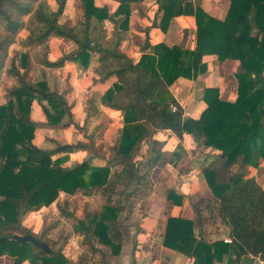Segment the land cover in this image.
I'll use <instances>...</instances> for the list:
<instances>
[{
    "label": "trees",
    "instance_id": "trees-1",
    "mask_svg": "<svg viewBox=\"0 0 264 264\" xmlns=\"http://www.w3.org/2000/svg\"><path fill=\"white\" fill-rule=\"evenodd\" d=\"M57 1L59 8L53 9L48 0H0V72L5 51L21 28L28 30L29 45L47 48L51 36L69 39L76 48L41 63L61 67L73 57L87 68L92 55L98 54L93 82L104 84L115 78L101 102L123 112V126L112 146V157L104 164L93 165L89 159L65 164L66 155L95 149V143H60L51 138L53 147L36 144L41 122L33 117V102L41 107L43 123L54 128L74 124L73 103L45 79L27 80L28 53L20 57L25 71L17 66L16 58L11 60L5 71L15 83L8 88V102L0 104V256L9 254L12 264L25 260L27 264H69L62 249L50 247L46 252L30 241L15 239L13 226L24 214L57 201L62 192L90 195L95 190L106 196L99 210L78 218L66 206L61 208L77 220L86 242L97 240L109 246L111 254L119 255L125 236L120 213L128 200L149 193L152 170L167 162L154 134L170 129L179 139L190 134L199 146L220 153L202 168L214 198L193 204L192 219L168 215L163 244L192 258L193 264H242L245 255L264 260V187L248 176L249 166H258L264 159V0H229L223 19L208 13L199 0H155L158 14L144 29L146 37L137 60L118 46L129 27L132 3L143 0H116L119 5L114 12L106 3L80 0L82 18L75 24L60 21L67 0ZM179 15L195 18V47L186 46V30L180 44L152 43L149 30L157 26L165 32ZM106 20L114 24L111 37ZM206 55L239 61L237 96L229 100L221 96L219 87H206L207 107L199 118H193L185 115L170 86L179 77L195 79L206 73ZM88 111V117L92 116V109ZM183 198L184 194L170 188L167 207L181 204ZM217 219L228 228L231 242L203 236L205 223ZM45 242L50 246L47 238Z\"/></svg>",
    "mask_w": 264,
    "mask_h": 264
},
{
    "label": "rangeland",
    "instance_id": "rangeland-1",
    "mask_svg": "<svg viewBox=\"0 0 264 264\" xmlns=\"http://www.w3.org/2000/svg\"><path fill=\"white\" fill-rule=\"evenodd\" d=\"M96 1L99 5L104 3L102 0ZM115 1L111 2V5L106 3L110 10L118 7L116 6L118 1ZM144 2L146 3L143 5V7H146L149 4L157 3L155 0H145ZM48 3L53 9L59 8V3L57 0H48ZM201 4L209 13L210 0H204L201 2ZM135 6L137 5L132 3L131 15L132 11L136 9ZM81 18L82 8L80 0H67L64 6V11L60 16V21L66 24H75ZM134 20L130 16L129 27L123 32V39L121 40L118 47L137 60L141 55L138 51L139 48L144 44L146 32H144L143 28L141 27L142 22L138 19L136 21ZM105 26L108 37H111L114 24L106 20ZM137 27L140 28V31H143L144 34L138 33ZM183 32H185V30ZM27 35V29H19L18 34L15 37V41L10 44L9 48L5 51L6 53L4 52L6 54L5 58L3 59L4 70L0 72V104L7 103L10 98V95L8 94V88L13 84V78L10 79V76L7 74L5 69L10 67L11 60L16 58L17 66L22 71H25V69L22 67L20 59L22 53H28L29 55V66L26 69L27 80L37 81L40 79H45L50 88L58 90L59 92H63L65 98H67L66 96H69L71 97L70 100H76L78 94L76 95V93H73L72 91V93L68 95L66 89H69L71 79L77 78L78 76H83L85 73H87L89 77L91 74L90 72L94 74V67L97 63L98 54L95 53L92 55L90 65L87 68L83 67L81 63L75 61L73 58V62H70L71 60L67 59L65 64L61 67H47L41 63L46 57H52L53 59L57 57L59 58L61 54L73 50V48H76L77 45L69 39L57 36H51L49 38L47 42V48L43 44L29 45L26 42ZM187 39L191 40L189 37ZM70 63L72 65H70ZM73 63L74 65L76 64V66H78V70L74 74V77L72 76V68L74 66ZM67 65L69 66L67 67ZM68 68L71 70L67 71ZM112 82H108L106 84L107 87H109ZM103 93L104 91H102V89L89 88L88 91L85 90L83 93L84 95H81L82 98L80 97L79 99L78 97V100L81 101L83 105H76L75 101L72 102L74 124L64 128L57 127L56 130H48L49 128H42L41 123L39 129L35 132L36 134L34 142L40 143L43 141L42 144L44 146L53 147L55 144L52 142V136H56L57 139H54L57 141L60 139V142L62 143H74L78 140L89 142L91 140L95 143V149L88 148L89 153H86L87 151H81L79 154L66 155L64 163L67 165H74L89 159L93 165L99 163L104 164L108 158L112 157V146L118 142L122 127L121 119L118 113H107L101 110V95ZM34 103L38 102L36 100L33 102V108L35 107ZM89 108L92 109V116L90 117H88ZM93 112H95V114ZM33 116L35 119L40 118L45 120V116L39 103L34 110ZM146 147L147 145L144 142L143 151ZM160 170L161 169L158 168H154L152 170L150 177L151 180H159L158 176L160 174ZM67 198L69 199L67 200ZM137 198L138 197H133L128 200L126 202V206L129 207L131 204H134ZM105 201L106 196L101 190H95L90 195H85L78 192L71 197L64 196L61 197V199L59 197L57 204L54 202L49 206H44L43 208L36 210L38 212L34 211L35 213L32 214L31 212L24 214L21 218V228L17 229V231L15 230L14 232H18L19 234L32 233L37 235L42 231V240L45 241L47 238L51 248H55L56 250L62 249V252L65 254V256L70 259L69 264H119L120 261H122L125 257L131 261L132 258L130 255L133 251L134 241L128 230H133L131 229V226H133L134 221L131 224L130 221L125 220L128 218L127 215H129L128 209L126 214L124 213L126 210H124L120 213L119 217L120 227L125 235L124 248L119 255L111 254V248L98 242L97 240H94L91 243L86 242L84 240V235L77 229V220L71 216L65 215L62 210V208L66 206V210L72 212L78 218H83L86 214L99 210ZM217 223L218 220L214 222L215 225H217ZM127 255L129 256L127 257ZM0 264H12V257L9 254L1 255ZM23 264H27V260H25Z\"/></svg>",
    "mask_w": 264,
    "mask_h": 264
},
{
    "label": "crops",
    "instance_id": "crops-1",
    "mask_svg": "<svg viewBox=\"0 0 264 264\" xmlns=\"http://www.w3.org/2000/svg\"><path fill=\"white\" fill-rule=\"evenodd\" d=\"M113 1L115 0H102V2L109 5H111ZM144 1L145 0L139 1L138 3L135 2L137 6H135L136 9L132 11L131 15L133 20L138 19L142 22L141 27L143 30L152 24L159 9L157 3L149 4L146 7L144 6V8L143 5L146 3ZM199 1L202 2L204 0ZM229 4V0H210L209 13L217 18L223 19L226 16ZM116 6H118V2ZM116 8L113 10L111 9L110 12H113ZM195 29V18L192 15H179L172 19L165 32L157 26L152 27L149 30V37L152 43L163 41L172 46L182 42L183 31L186 30L188 37L191 38V40L187 39L186 41L187 47L194 48L196 45ZM137 30L140 34H144L145 32V30L144 32L140 31L138 27ZM138 52L141 54L140 48ZM72 58L73 57L69 58L71 60L70 62H73ZM49 59L55 60L52 57H49ZM205 61L208 63V70L206 73L199 75L195 79L179 77L170 87L171 91L184 108L185 115L193 118H199L203 110L207 107L203 99L206 87H219L221 96L229 100H234L237 96L238 82L235 74L239 70V61L236 59L220 61L216 55H206ZM70 65L72 64L70 63ZM68 66L69 65H67V67ZM69 70L71 69L68 68L67 71ZM77 70L78 66L75 64L72 68L73 77ZM90 73V77L85 73L83 76L71 79L69 89H66L68 92L67 94L70 95L73 91V93L75 92L78 96L76 100H70L71 97L66 96L67 99L70 100L69 102L72 103L75 101L76 105H83V103L78 100V97L79 99L80 97L82 98L85 90L88 91L89 88H93L105 91L107 88L106 84L115 80V78H112L104 84H95L93 82L94 74H92V72ZM10 79H12V83H15L14 77L10 76ZM34 106L33 115L38 103H34ZM101 110L107 113H118L121 119V127L123 126V112L121 110L107 107L104 104H101ZM36 119L42 123V128H49L48 130L57 129L45 125V123H43L44 120L40 118ZM52 138L57 139L56 136H52ZM154 138L160 142L161 149L166 153L167 162L165 165L156 167L161 169L158 176L159 180H152V187L149 193L138 197L136 202L126 207V212L124 211L125 214L127 213V209L129 211V215H127L128 218L125 220L130 221L131 224L134 221L133 226H131L133 230H128L131 237H133L134 247L132 254H129L132 260L130 261L125 257L119 264H193L192 258L163 244L167 218L168 215H172L192 219L195 216L193 204L202 198H214V194L207 183L202 168L204 165L208 164L215 155L220 153V150L213 147L199 146L197 141H195L190 134H185L183 139H179L170 129L157 131L154 134ZM58 141L60 142V139ZM42 142H37L36 144L44 148L50 147L44 146ZM179 144L180 147L178 146ZM146 145L147 147L143 151L144 154H146L148 150V144L146 143ZM81 151H87L86 153H89L88 148H86L84 150L79 149V151L77 150L70 154H79ZM248 176H254L264 187V159H261L258 166H249ZM170 188H175L178 193L184 194L181 204H174L167 207V197ZM64 196L71 197L73 195L62 192L59 197L61 199V197ZM68 199L69 198H67V200ZM57 201H55V204L58 203ZM35 212L31 211V214ZM204 214L207 215V212H204ZM217 220L218 227L211 221L206 222L202 228L203 236L209 241L228 236V228L220 219ZM129 255H127V257ZM225 262L222 264H225Z\"/></svg>",
    "mask_w": 264,
    "mask_h": 264
},
{
    "label": "water",
    "instance_id": "water-1",
    "mask_svg": "<svg viewBox=\"0 0 264 264\" xmlns=\"http://www.w3.org/2000/svg\"><path fill=\"white\" fill-rule=\"evenodd\" d=\"M21 226V220L14 225V229L17 230L19 229ZM14 238L17 239L20 242H26V241H30L32 242L34 245L42 248L44 251L49 252L50 251V246L42 240V231L35 235L32 233H25V234H19L18 232L14 233ZM242 264H259L258 260H254L252 255H245L242 258Z\"/></svg>",
    "mask_w": 264,
    "mask_h": 264
},
{
    "label": "built area",
    "instance_id": "built-area-1",
    "mask_svg": "<svg viewBox=\"0 0 264 264\" xmlns=\"http://www.w3.org/2000/svg\"><path fill=\"white\" fill-rule=\"evenodd\" d=\"M223 239L226 242H231V238L229 236H224ZM252 256H253L254 260L256 259L259 261V264H264V260H261L258 256H254V255H252Z\"/></svg>",
    "mask_w": 264,
    "mask_h": 264
}]
</instances>
